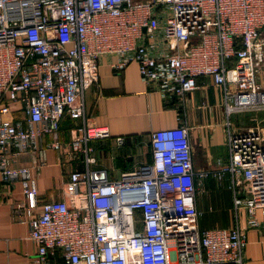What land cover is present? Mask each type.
Returning a JSON list of instances; mask_svg holds the SVG:
<instances>
[{
	"label": "built area",
	"instance_id": "obj_1",
	"mask_svg": "<svg viewBox=\"0 0 264 264\" xmlns=\"http://www.w3.org/2000/svg\"><path fill=\"white\" fill-rule=\"evenodd\" d=\"M105 54L119 57L118 69L136 62L144 82L184 107L209 78L226 161L197 170L183 123L151 133L149 161L117 177L95 167L91 142L111 132L88 125L84 96ZM262 111L264 0H0V182H20L24 208L38 207L37 178L13 162L44 135L60 147L65 116L83 121L67 145L85 167L70 172L64 199L26 221L37 264H243L241 213L246 227L264 223V126L253 118L238 131L230 117ZM224 176L235 223L201 229L197 185Z\"/></svg>",
	"mask_w": 264,
	"mask_h": 264
},
{
	"label": "crops",
	"instance_id": "obj_2",
	"mask_svg": "<svg viewBox=\"0 0 264 264\" xmlns=\"http://www.w3.org/2000/svg\"><path fill=\"white\" fill-rule=\"evenodd\" d=\"M118 62L119 57L114 54L101 56L98 80L85 91L84 107L88 125L107 126L111 132L110 139L91 142L97 159L93 164L95 167L107 168L105 159L114 162L125 160L130 163L123 171L131 170L151 159L150 141L154 130L183 123H187L191 129L193 161L197 170L215 167L217 157L226 161L223 113L218 105L220 90L211 84L209 78L198 79L199 88L186 95L184 107L179 99L164 98L156 86L144 82L136 62H130L122 69L116 68ZM205 86L213 91L211 104H207L206 98L199 92ZM214 106L220 114L219 122L213 121L211 116L208 119L205 117V111L212 114ZM18 108L19 105L13 106V110ZM260 116L259 122L264 123V111L260 112ZM218 124L223 129L222 140L216 137L215 127ZM82 125L81 119L65 116L58 134L60 147L53 145L55 138L52 135H44L37 150L24 152L13 162V165L32 167L38 185L36 209L29 210L22 206L26 199L19 181L0 182V264H37L34 260L37 245L29 237L26 221L40 212L42 203L64 199L65 182L70 172L85 167L84 158L75 156L73 152L71 154L67 145L77 137ZM118 138H122V141ZM96 153L100 154V159ZM214 205L204 208V216L211 221L207 227L232 226L235 223L232 202L226 218ZM220 221L224 222L223 225L216 226ZM238 225L246 228L247 235L243 264H264V223L256 228L246 227V214L242 212Z\"/></svg>",
	"mask_w": 264,
	"mask_h": 264
},
{
	"label": "rangeland",
	"instance_id": "obj_3",
	"mask_svg": "<svg viewBox=\"0 0 264 264\" xmlns=\"http://www.w3.org/2000/svg\"><path fill=\"white\" fill-rule=\"evenodd\" d=\"M200 94H202L206 98L207 104H211L212 102V89L209 86H205L203 89H201ZM206 110V109H204ZM209 116L212 117V120L216 122L220 121V114L218 111V108L213 107L212 114L206 110L205 111V117L208 119ZM253 118H262L260 116V112H242V113H237L234 114L230 117L231 123L233 128L235 127L238 131L239 129H245L247 127H250L256 122H253ZM264 118V116H263ZM261 120V119H260ZM259 120V121H260ZM259 126H264V123L259 122ZM215 133L216 137L220 138L222 140L223 137V129L220 124H218L215 127ZM220 145L223 143H219ZM97 157L100 159V154L96 153ZM143 157V155H142ZM103 160V156L102 159ZM107 163V169L109 170V173L111 176H119L121 172L124 169H127V163H130V161H117L114 162L111 159H105ZM136 161V160H134ZM197 201H198V208L200 211V219L199 224L203 228H208L207 226H210L211 221L210 219L207 218V216H204V208H207L209 206H212L214 203L215 209L219 211L221 214H225V217L227 213H229V207L231 205V194L228 189L227 185V176H224L222 178L214 179L211 177L204 178L202 181H199V184L197 185ZM219 209V210H218ZM203 215V216H201ZM224 222L220 221L216 223V226H221L223 225Z\"/></svg>",
	"mask_w": 264,
	"mask_h": 264
},
{
	"label": "trees",
	"instance_id": "obj_4",
	"mask_svg": "<svg viewBox=\"0 0 264 264\" xmlns=\"http://www.w3.org/2000/svg\"><path fill=\"white\" fill-rule=\"evenodd\" d=\"M219 210V209H218ZM226 218V217H225Z\"/></svg>",
	"mask_w": 264,
	"mask_h": 264
}]
</instances>
